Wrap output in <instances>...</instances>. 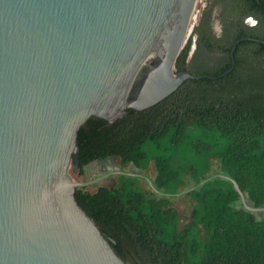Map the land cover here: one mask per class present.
<instances>
[{"label": "water", "instance_id": "water-1", "mask_svg": "<svg viewBox=\"0 0 264 264\" xmlns=\"http://www.w3.org/2000/svg\"><path fill=\"white\" fill-rule=\"evenodd\" d=\"M196 3L0 0V264H129L76 200L88 184L71 173L78 132L92 117L113 124L202 78L175 71ZM241 41L264 44L239 40L222 76ZM220 176L246 210L264 216Z\"/></svg>", "mask_w": 264, "mask_h": 264}, {"label": "trees", "instance_id": "trees-1", "mask_svg": "<svg viewBox=\"0 0 264 264\" xmlns=\"http://www.w3.org/2000/svg\"><path fill=\"white\" fill-rule=\"evenodd\" d=\"M245 16H231L237 24L225 27L224 42L196 29L201 55L219 60L189 69L190 39L175 71L201 79L185 81L153 107L127 110L113 124L92 117L78 132V176L108 157L144 172L154 166L147 191L129 174L111 185L107 180L76 190L79 205L129 264H264V216L246 210L233 182L220 176L236 181L251 205L264 208V44L241 41L232 72L222 76L239 40L264 41V13L255 15V28L244 24ZM194 59L202 61L198 53ZM212 174L214 179L179 195L194 201L180 228L177 194Z\"/></svg>", "mask_w": 264, "mask_h": 264}, {"label": "flooded vegetation", "instance_id": "flooded-vegetation-1", "mask_svg": "<svg viewBox=\"0 0 264 264\" xmlns=\"http://www.w3.org/2000/svg\"><path fill=\"white\" fill-rule=\"evenodd\" d=\"M195 12L199 13L200 17L192 32L194 37L190 45V53L187 59V62L190 63L188 66L189 69L193 68V66H199V63L201 64L204 62L207 64L210 62V57H203L201 55L202 52L198 50V41L200 38L196 31L197 28L201 32L204 29H208L215 40L224 42L225 27L229 24L231 28L234 29L237 24V19L231 17L232 15L246 14L247 16L243 18L244 24L249 28H255L258 26L259 21L256 19L255 15L264 13V0H197ZM190 39L191 35L187 40V43ZM203 45L204 43L201 41L200 47L203 48ZM196 53L201 57V62L194 59ZM117 166L121 167L120 171L116 170ZM128 166H130V172H125L123 170L124 167L120 164V159L116 158L114 161L107 158L102 159L86 166V173L82 178L83 181L88 183V186L100 181H109L111 177L115 179L120 174H129L138 177L141 182L144 180L147 181L148 178L144 171L137 169L134 165ZM96 175L97 177L93 178V176Z\"/></svg>", "mask_w": 264, "mask_h": 264}, {"label": "rangeland", "instance_id": "rangeland-1", "mask_svg": "<svg viewBox=\"0 0 264 264\" xmlns=\"http://www.w3.org/2000/svg\"><path fill=\"white\" fill-rule=\"evenodd\" d=\"M198 9V8H197ZM196 14V21L194 20V26H196V23L198 22V19H199V17H200V15H199V13H195ZM193 35L191 34V39H193ZM218 56L219 55H217L216 57H212L211 59H210V64L211 65H214L218 60H219V58H218ZM213 167H214V172H215V174H217L218 172H219V170H220V165H219V162L217 161V160H214L213 161ZM130 166H125L124 168H123V170L125 171V172H130V168H129ZM72 172V176L74 177V179H76V181H83V178H82V176H78V175H76V174H74V172H73V169L71 170ZM154 173H155V170H154V166H153V164H151V166L149 167V169L147 170V171H145V174H146V176H147V178H149V179H151L153 176H154ZM212 175H214V174H212ZM218 175H219V173H218ZM97 177V175L96 176H93V178H96ZM113 182H114V178L113 177H111L110 178V180L109 181H107L106 183H107V185H111V184H113ZM141 186L147 191V190H149L148 188H147V181H142L141 182ZM193 203H194V201L192 200V198L191 197H189V196H183V197H176V199H175V202H174V207L176 208V210L178 211V213H179V218H180V228H183V226L186 224V223H188V219H189V217H190V213H191V211H192V206H193Z\"/></svg>", "mask_w": 264, "mask_h": 264}]
</instances>
